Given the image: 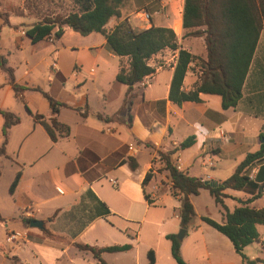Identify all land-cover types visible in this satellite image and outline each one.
Returning a JSON list of instances; mask_svg holds the SVG:
<instances>
[{"label": "crops", "instance_id": "obj_1", "mask_svg": "<svg viewBox=\"0 0 264 264\" xmlns=\"http://www.w3.org/2000/svg\"><path fill=\"white\" fill-rule=\"evenodd\" d=\"M28 1L32 10L25 6ZM9 5L18 6L24 16H10L9 25L0 18V53L18 85L40 88L67 105L57 119L70 126L71 134L53 141L33 116L51 118L49 100L27 90L21 94L24 102L19 101L0 67V111L13 112L21 119L11 128L6 155L0 157V214L6 220L0 221V264H98L77 244L131 246L127 251L104 253L108 264H149L150 251L156 264H177L167 235H177L182 229L181 202L172 193L170 174L154 166L158 154L194 137V144L174 153L173 161L191 176L221 184L248 154L260 150L264 143V28L235 108L224 109L221 97L213 95L178 106L169 94L179 52L184 49L206 58L205 37L185 36V0H128L122 17L112 18L108 30L125 19L137 30L165 27L176 33L179 47L152 57L149 64L155 73L134 86L130 108L117 115L127 92L117 75L122 66L129 67L128 57L116 55L97 32L83 36L66 26L60 40L51 37L37 43L26 34L27 25L45 15L78 11L76 0H0L1 10ZM140 9L149 12L150 23L138 15ZM198 71L191 64L184 79L185 92L194 89ZM3 125L0 113V147ZM131 158L136 170L129 165ZM18 173L19 182L11 192ZM149 173L153 176L144 185ZM250 176L264 183V161L252 168ZM226 192L230 197L224 200L225 207L207 189L190 197L196 217L181 244L188 264H245L229 238L202 219L221 223L226 209H262L264 192L251 202L244 192ZM73 208L87 221L84 230L75 237L53 230L56 218L51 219ZM23 219L40 220L44 228H31ZM45 230L52 236H46ZM257 230L259 239L244 254L262 264L264 225ZM12 231L31 232L44 241L29 238L23 246H12L7 242Z\"/></svg>", "mask_w": 264, "mask_h": 264}, {"label": "trees", "instance_id": "obj_2", "mask_svg": "<svg viewBox=\"0 0 264 264\" xmlns=\"http://www.w3.org/2000/svg\"><path fill=\"white\" fill-rule=\"evenodd\" d=\"M127 2L128 0H76L80 7L78 11L45 15L31 25H27L26 31L33 43L48 40L51 37L55 41L60 40L66 26L83 36L97 32L106 38L108 46L116 55L128 57L129 67L122 66L117 75V81L127 86L125 99L117 115L123 114L130 108L134 97V86L155 73V68L149 64L152 57L166 49L176 50L179 47L176 33L165 27L137 30L128 19H125L112 30H108L107 25L112 18L122 17V9ZM25 6L28 10H32L31 2H26ZM10 16L21 17L24 16V12L15 5H9L5 10L0 9V18L4 19L5 25H9ZM183 24L185 36L205 37L206 58L193 55L184 49L180 50L170 88V100L181 106L185 102L201 101V95H213L221 97L224 109L235 108L242 98L244 83L264 28V0H185ZM191 64L199 70V80L192 91L185 92L184 79ZM0 67L7 73L9 83L19 101L24 102L21 94L27 90L38 91L49 100L52 117L47 119L44 115L33 116L46 129L50 138L57 141L60 138L69 137L70 126L57 119L61 108L67 105L55 100L40 88L18 85L13 69L8 66L7 58L1 53ZM0 113L4 119L1 157L6 155L11 128L19 124L21 119L10 111L1 110ZM98 117L105 120L112 118H104L102 115ZM261 139L264 140V132L261 134ZM194 141V137H189L175 150L160 151L158 162L154 165L157 170H165L170 174L172 193L181 202L180 224L185 230L192 227L196 217L190 197L199 195L202 189H207L216 203L224 207V200L230 197L227 190L244 192L250 196L249 202L260 198L264 192V183L250 176L252 168L264 161V143L260 150L246 156L229 179L218 184L203 181L176 167L172 159L173 154L192 146ZM129 165L132 170L137 169L135 159L131 158ZM20 176L21 174L18 173L13 181L11 192L17 186ZM152 176V173L147 174L144 185L151 180ZM75 208L58 218L55 215L51 219L56 218L55 224L51 226L52 229L66 232L73 237L80 234L86 227L87 221L82 219ZM32 220L23 219V222L30 225ZM202 220L229 238L245 264H256L244 254V249L260 237L257 226L264 225V208L257 210L243 206L232 212L226 209L221 223L206 217ZM0 221H6L1 214ZM44 234L48 237L52 236L48 230H45ZM28 236L34 242L44 241L43 237L31 232ZM167 239L171 242V253L176 263L188 264L181 255L182 240H179L175 234L167 235ZM76 246L81 251L91 253L98 264H108L103 258L104 253L131 249L129 245L103 248L85 244ZM148 258L149 264H156L153 251L149 252ZM261 263L264 264V260Z\"/></svg>", "mask_w": 264, "mask_h": 264}, {"label": "built area", "instance_id": "obj_3", "mask_svg": "<svg viewBox=\"0 0 264 264\" xmlns=\"http://www.w3.org/2000/svg\"><path fill=\"white\" fill-rule=\"evenodd\" d=\"M138 15L147 23H150L151 21V16L149 14V12L146 9H140L138 11ZM78 72V71H76ZM131 149H133L132 147H130ZM176 167L181 170L180 167H178V165L176 164ZM114 184H116V181L113 182ZM26 214L29 216L30 215V211H26ZM29 241V236L26 232H20V231H12L9 232L7 235V242L12 245V246H23L26 242Z\"/></svg>", "mask_w": 264, "mask_h": 264}, {"label": "water", "instance_id": "obj_4", "mask_svg": "<svg viewBox=\"0 0 264 264\" xmlns=\"http://www.w3.org/2000/svg\"><path fill=\"white\" fill-rule=\"evenodd\" d=\"M30 227L31 228H37V229H43L44 228V222L34 219L31 221ZM185 234H186V230L181 229L179 234L177 235L178 239L182 240L184 238Z\"/></svg>", "mask_w": 264, "mask_h": 264}, {"label": "rangeland", "instance_id": "obj_5", "mask_svg": "<svg viewBox=\"0 0 264 264\" xmlns=\"http://www.w3.org/2000/svg\"><path fill=\"white\" fill-rule=\"evenodd\" d=\"M5 176L4 177H7V175H8V170L6 169V174H4ZM6 179V178H5ZM3 182H4V180H3ZM179 234V233H178ZM177 234V235H178Z\"/></svg>", "mask_w": 264, "mask_h": 264}]
</instances>
